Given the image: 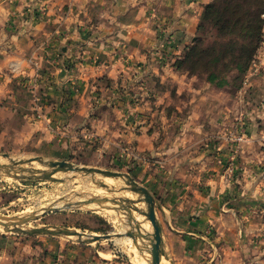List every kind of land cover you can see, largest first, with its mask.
Returning a JSON list of instances; mask_svg holds the SVG:
<instances>
[{
	"label": "crops",
	"instance_id": "1",
	"mask_svg": "<svg viewBox=\"0 0 264 264\" xmlns=\"http://www.w3.org/2000/svg\"><path fill=\"white\" fill-rule=\"evenodd\" d=\"M213 1L0 0V139L121 161L156 199L167 264L264 256V41L234 89L175 65ZM0 264L121 263L0 235Z\"/></svg>",
	"mask_w": 264,
	"mask_h": 264
},
{
	"label": "rangeland",
	"instance_id": "2",
	"mask_svg": "<svg viewBox=\"0 0 264 264\" xmlns=\"http://www.w3.org/2000/svg\"><path fill=\"white\" fill-rule=\"evenodd\" d=\"M212 31L211 27H207L203 34H209ZM198 36L199 34H197V39ZM198 77L199 82L206 80L205 75ZM241 78V73L237 71L230 73L228 87L232 89L237 88L241 83ZM76 150V153L70 157L59 158L57 160H67L79 166L96 167L132 176L133 172L123 165L121 161L112 162V159L102 157L99 153L82 149V147H78ZM59 156L62 155L56 152L51 153L47 150L44 152L34 151L33 141L20 143L13 137L0 139V163L2 164L12 165L9 158L19 160L31 157H43L45 160H55V157ZM15 167L16 169L38 168L47 171L51 170L49 167H44L38 162L19 164L15 165ZM26 174L28 175L29 173ZM55 177L58 180L16 179L8 175L4 170H0V217H26L34 213H43L45 209L50 207H59L94 197L119 200L132 199L135 202L134 204L124 202V205L136 207L144 212L147 211V204L137 193L131 190V186L127 184L126 178L71 172H58L55 174ZM101 184H106V187H103ZM128 193H131L132 196H126ZM137 200H140V202L137 203ZM105 206V208H102L97 204H89L80 209L50 212L37 220L20 225V227L26 230L46 226L70 228L87 234H111L113 235L111 239L85 244L80 242L77 237L53 235L29 236L7 232L2 226H0V235L15 236L22 238L24 241L32 242L39 240H61L68 241L70 244L73 243V246L77 247L94 246V248L103 251H115L117 260L121 264H150L152 261V255L149 252L151 248L150 241L145 240L143 242L138 239V243L136 244L132 238L125 235L121 237L114 236V234H125L136 231L135 224L131 222L128 211L121 209L120 206H116L117 210L113 209L115 206L110 202L105 203ZM133 214L138 220L149 223V232H154L150 221H147L145 216H142L135 209L133 210ZM259 260L260 262L255 264H264V256L259 258ZM162 264H167L165 258H163Z\"/></svg>",
	"mask_w": 264,
	"mask_h": 264
},
{
	"label": "trees",
	"instance_id": "3",
	"mask_svg": "<svg viewBox=\"0 0 264 264\" xmlns=\"http://www.w3.org/2000/svg\"><path fill=\"white\" fill-rule=\"evenodd\" d=\"M207 27L213 31L203 34ZM198 34L176 67L193 76L205 75L220 88L229 85L234 71L241 73L242 82L264 41V0H214L204 9Z\"/></svg>",
	"mask_w": 264,
	"mask_h": 264
},
{
	"label": "water",
	"instance_id": "4",
	"mask_svg": "<svg viewBox=\"0 0 264 264\" xmlns=\"http://www.w3.org/2000/svg\"><path fill=\"white\" fill-rule=\"evenodd\" d=\"M197 39V38H196ZM9 157L8 155H5ZM12 165L2 164L0 163V170H4L8 175L16 178V179H37V180H49L56 181L58 180L55 177V174L58 172H71V173H81V174H90L96 175L100 174L106 177H121L127 179V184L131 186V190L137 193L141 199L147 204V211H141L138 208H133V206H125L124 202L135 203L132 199H109V198H100L94 197L90 199H85L73 203H68L66 205L60 207H50L44 210L43 213H34L30 216L26 217H15V218H7L0 217V225L4 227L7 232H15L18 234H26L29 236L34 235H53V236H68V237H77L80 242L85 244H92L95 242H100L102 240L111 239L113 235L111 234H87L85 232H80L77 230H73L70 228H61V227H37L30 230H26L21 228L20 225H24L33 220H37L44 216V214L61 211L66 209H80L89 204H97L102 208H105V203L110 202L115 207L113 209H118L116 206H120L121 209L128 211L130 216V220L135 224L136 231L128 232L125 234H114L115 237H121L123 235L130 237L137 244L138 239L141 241H150L151 248L149 252L152 255V261L150 264H162L163 258L166 257L164 247H163V235H162V227L157 217L156 212V199L154 195L149 191V189L142 184H140L134 177L129 174L121 173V172H113L101 168L96 167H85L79 166L74 163H71L67 160H45L43 157H31L27 159H19L16 160L14 158H9ZM33 162H38L44 167H49L51 170H41L38 168H22L16 169L15 165L19 164H30ZM26 173H29L28 175ZM103 187H106V184H101ZM140 200H137V203ZM112 208V207H111ZM137 210L142 216H145L147 221H150L154 232L150 233L144 231L141 227V223L136 219L133 214V210Z\"/></svg>",
	"mask_w": 264,
	"mask_h": 264
},
{
	"label": "built area",
	"instance_id": "5",
	"mask_svg": "<svg viewBox=\"0 0 264 264\" xmlns=\"http://www.w3.org/2000/svg\"><path fill=\"white\" fill-rule=\"evenodd\" d=\"M11 72H12L13 74H17V73L20 72V69H19V67H18L17 65H14V64H13V65L11 66ZM38 116L41 117V114H39ZM234 138H235V140H237V141H241V140H243V138L240 137V136H235Z\"/></svg>",
	"mask_w": 264,
	"mask_h": 264
},
{
	"label": "bare ground",
	"instance_id": "6",
	"mask_svg": "<svg viewBox=\"0 0 264 264\" xmlns=\"http://www.w3.org/2000/svg\"><path fill=\"white\" fill-rule=\"evenodd\" d=\"M112 184V183H111ZM121 185V184H120ZM118 186V185H117ZM126 194V193H125ZM126 196H129V197H131L132 195H131V193H128ZM134 198V197H133ZM60 207V206H59ZM136 217V216H135ZM136 219L138 220V218L136 217ZM140 223H141V227H142V229L144 230V231H148L149 232V230H150V225H149V223H145V222H143V221H140V220H138ZM1 226V225H0ZM3 228V227H2Z\"/></svg>",
	"mask_w": 264,
	"mask_h": 264
}]
</instances>
